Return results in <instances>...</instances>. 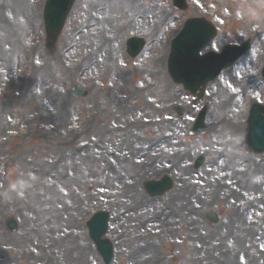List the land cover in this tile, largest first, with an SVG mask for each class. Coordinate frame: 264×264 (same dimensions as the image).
I'll return each instance as SVG.
<instances>
[{"label":"rangeland","instance_id":"rangeland-1","mask_svg":"<svg viewBox=\"0 0 264 264\" xmlns=\"http://www.w3.org/2000/svg\"><path fill=\"white\" fill-rule=\"evenodd\" d=\"M44 1L19 0L13 7L10 0H0V57L5 59H0V105H6L2 119L8 123L6 141L0 137V221L14 217L19 225L9 233L0 224V264H103L85 226L100 210L111 217L106 237L113 245L112 264H264V152L247 154L240 148L247 96L264 103V83L253 86V80L260 81L264 61L259 29L264 28V0H188L186 12L175 11L171 0H136L153 24L138 23L129 31H121L127 20L124 7L113 8L108 28L119 31L121 52L104 62L93 57L94 71L87 72L79 59L88 41L67 52L61 46L66 32L87 20L94 0L75 1L52 52L44 45ZM191 15L205 16L217 27L208 48L248 37L252 57H258L251 66L243 58L231 75L224 72L195 109L191 97L167 77L165 61L158 60L168 52L166 37ZM4 25L11 38L4 36ZM129 36L146 42L133 60L124 51ZM163 79L173 91L166 92ZM76 84L85 88L86 97L69 93ZM236 84L239 94L233 96ZM41 86L47 90L44 95ZM131 96L134 106L124 109ZM203 104L206 128L192 136L189 129ZM186 106L192 108L180 118L179 108ZM241 109L242 125L235 120ZM229 114L237 116L230 119ZM28 128L35 133L21 145L22 153L15 147ZM117 150L127 153L128 160ZM108 151L117 157L107 156ZM100 154L110 158V172L120 171L115 179L102 173ZM199 154L206 160L194 171ZM252 159L260 161L261 172H251ZM139 160L148 165L146 175L136 170ZM47 161L52 162L51 172L34 165ZM164 173L173 180L172 189L160 197L146 195L143 183ZM260 175L262 181L256 182ZM133 176L150 207L135 209V201L128 200L127 193L135 192L127 185ZM208 212L220 216L216 224L207 220Z\"/></svg>","mask_w":264,"mask_h":264},{"label":"bare ground","instance_id":"bare-ground-1","mask_svg":"<svg viewBox=\"0 0 264 264\" xmlns=\"http://www.w3.org/2000/svg\"><path fill=\"white\" fill-rule=\"evenodd\" d=\"M10 3L13 5V7H16V5L18 3L20 4L19 0H10ZM121 6L124 7L123 8L124 17H127V20L124 23H122V26H121L122 30L121 31L135 30L137 28L136 25L138 23L140 25L143 23H146V22L147 23L151 22L153 24V22L147 16V14H148L147 11H143L142 9L138 10L136 0H94V4H92L88 8L89 17L87 18V20L83 24H81L79 27H75V28L67 31L65 34V40L62 41V46H61V50L67 52L68 49H69V51H72L74 48L75 49L78 48V46H75V45H77L79 42L84 41V40L88 41V44L85 45L84 50L81 53L84 55L79 59L80 63H82V67H83L82 69L84 72L85 71L87 72L89 70L94 71V69H92L93 67H92V63H91L93 57H96V59L102 58V62H104L107 58H112V57H114V55L118 56V54L121 52V48L119 46V36L117 34L119 31L112 28V27L108 28L110 21H109V18L107 17V15L109 16L110 14H113V12H111L114 10L113 8H117V10H118V8ZM19 9H20V7H19ZM162 15H163V13H159L158 16L160 17ZM25 16H26V12L24 11L21 13V17H22L21 25L25 21L24 20ZM28 16H30V15L28 14ZM159 19L161 20V17ZM159 19H158V21H159ZM3 28L6 30V33H4V36L11 38L12 37L11 31L10 32L7 31V27L5 25L3 26ZM262 30L264 31V28H262ZM149 33L152 35L155 34L154 26L149 27ZM110 46H112V47L110 48ZM85 52H87V54H85ZM106 55H108V57H106ZM0 59L5 61L4 58L2 59L0 57ZM248 59L250 60V62H248L249 66H251L255 61H257L258 57L249 56ZM105 65H106V63H105ZM44 66L45 65H43V67ZM160 84L165 87V89L167 90L166 92H171L174 89V86L167 84L165 79L160 81ZM239 85H241V83H239ZM37 86H40V85H37ZM238 88L239 87L237 84H236V86L233 87V93H232L233 96L234 95L238 96V94H239ZM40 89H41L40 95H44L47 92V90L44 86H41ZM43 89L45 90V92ZM225 92H227V93H225ZM222 93L223 94L225 93V95L230 96L231 92L229 90L226 91V89H223ZM35 95L37 96L36 93H35ZM184 99L179 98V100H181V101ZM219 100H218V103H219ZM124 102H125V104L123 106L124 109H129L130 107L134 106L132 96L127 98ZM5 107H6V105H0V109H1L0 110V137H2V141H6V139L8 137V135L5 133L7 128H8V123H6V121L4 119H2L4 109H6ZM240 112L241 113L238 114V116L235 115L237 117H235L232 114H229V115L231 116L230 119H233L232 117H235V120H238L239 124L242 125L241 120L243 118L244 112L243 111H240ZM236 113H237V111H236ZM219 116H221V115H219ZM219 116H218V118H219ZM221 118L224 119V117H221ZM89 122L91 124V120ZM217 123H218L217 125H221L223 122L221 123L220 121H218ZM88 125H89V123H88ZM101 128H102V126L97 127V131H99ZM27 130L28 131H26V132L24 131L25 133L22 134V136L20 137V139H21L20 141L22 143L15 147V149H18L22 153H23L24 149L22 148L21 145L23 144L25 146L26 142L28 141L27 139H29L35 133V131L31 130L30 128H28ZM228 139L231 141L234 140L231 137H228ZM61 147H63V146L60 145V148ZM117 151H118L119 155H121L122 160L123 159L128 160L127 153L125 154L122 151H119V150H117ZM58 152H61V151L58 150ZM106 155L107 156L113 155L114 157H117L115 155L114 151H108V153H106ZM106 155L103 156L102 154H100V156H96L97 160L100 162V169L102 170V173L106 175L107 178L115 179V176L120 171L119 170L117 171L116 169H114L113 171L111 170V172H110V170L108 169V166H107L108 162L110 161V158L107 157ZM62 157H64V156H62ZM34 162H36V161H33L32 163H34ZM252 162H254L255 164H254V168H253L254 170H251V172H253V171H254V173L255 172L256 173L261 172L260 165H258V164H260V161L258 159H252ZM51 163L52 162L47 161V163H45L43 165H41V164H39V165L34 164V165H35V167L39 168L43 172L44 171L51 172V170L53 169V168L51 169ZM126 166L128 169H130V165L128 164V162H127ZM139 166L140 167L137 168L136 170H138L140 172L143 171V174L146 175V173H148L147 171L149 169H147L148 165L145 163V161L139 160ZM52 167H54V165H52ZM180 171L184 175V168H182ZM142 175L139 177V179H143ZM256 175H258V174H256ZM260 180L262 181L261 175L256 180V182L260 181ZM127 185L130 187V189H129L130 191L135 190V192H133V193H127V195L129 196L128 200L135 201V203H134L135 209H138V207H141L142 209H145L146 207H150L149 206V204H151V203H149L150 201L146 200L145 198H143L139 194V189H138V187H136V186H138V183L136 182L134 176H133V182H127ZM177 187H179V186L177 185ZM246 187H247V185L245 183H242V186L240 189L245 190ZM49 188H50V186H49ZM181 204L183 205L184 202H181ZM154 206H156V205H154ZM131 218L133 219V218H135V216H129V219H131ZM120 248H122V246H120ZM81 251L83 252V254L86 252L85 249H81ZM88 255H90V253ZM143 259H146V255L143 257Z\"/></svg>","mask_w":264,"mask_h":264},{"label":"water","instance_id":"water-1","mask_svg":"<svg viewBox=\"0 0 264 264\" xmlns=\"http://www.w3.org/2000/svg\"><path fill=\"white\" fill-rule=\"evenodd\" d=\"M73 0H49L48 1V6L45 8V13H44V22H45V30L47 34V45L52 46L62 28V25L64 23V20L72 6ZM194 24V23H192ZM191 24V25H192ZM195 27L192 26L191 29H194ZM196 33H200L198 38H202V35L207 36V31L206 28L201 25L198 27ZM181 41L187 42L188 38L185 36H182L180 38ZM142 46V41L140 40L139 43L137 44L136 42V48L135 51H132L131 54L135 55V53L138 52V50ZM176 48L180 49L181 45L180 43H176ZM74 95L76 96H83L85 95V92L79 88L75 87L73 90ZM254 110L261 115L264 112V107L255 105ZM255 115V114H254ZM251 121V118H250ZM253 124L257 121L258 124L263 125V128L261 129L262 133H259L258 135H255L254 133H251L250 128L248 127L247 130V136L244 141V147L249 150V151H254V152H262L264 151V115L262 117V120L259 121L257 120V116L252 118ZM259 126L257 127V129ZM197 134L200 132L199 128L195 131ZM150 185H158V189L160 190L157 193H163L164 190L170 188V183L167 184H159L154 183ZM150 185H146L147 187ZM209 219L212 222H216L217 218L213 214L208 215ZM107 219H108V214L104 212H100L98 214H95L87 223L89 227V233L92 238L96 241L98 250L102 253L105 261L107 263H110L111 261V255H112V248L111 244L107 240H99L100 235H103L106 231V226H107Z\"/></svg>","mask_w":264,"mask_h":264}]
</instances>
